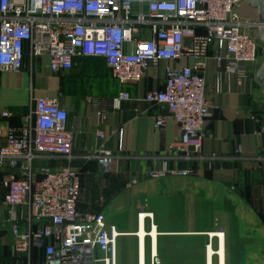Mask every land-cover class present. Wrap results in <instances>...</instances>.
Returning <instances> with one entry per match:
<instances>
[{"label": "crops", "instance_id": "0c3cea01", "mask_svg": "<svg viewBox=\"0 0 264 264\" xmlns=\"http://www.w3.org/2000/svg\"><path fill=\"white\" fill-rule=\"evenodd\" d=\"M214 52L212 47L205 70L211 116L201 157L190 159L174 148L180 139L177 122L145 96L163 88L167 66L193 65L192 58L150 64L136 83H121L100 56L76 57L75 66L65 74L52 72L45 56L32 64L27 58L19 71L0 72V114L11 113L8 118L0 116L2 130L21 127L37 97L59 98L67 110L66 125L74 133L71 158H40L36 165L55 169L70 165L79 170L78 208L103 212L107 223L117 226V264H151L152 252L160 254L162 264L170 259L172 264H264V87L256 79V67L249 64V77L224 72L217 91ZM122 93L129 98L117 106L114 99ZM160 114L165 125L157 128ZM102 148L111 156L94 157ZM165 164L192 173L148 175ZM157 179H161L158 190ZM6 191L0 172L2 264L11 263L13 245L3 204ZM174 204V211L168 208ZM169 212L176 215H160ZM134 236V250L125 251L123 246L131 244ZM103 255L98 251V256Z\"/></svg>", "mask_w": 264, "mask_h": 264}, {"label": "built area", "instance_id": "2783aa9c", "mask_svg": "<svg viewBox=\"0 0 264 264\" xmlns=\"http://www.w3.org/2000/svg\"><path fill=\"white\" fill-rule=\"evenodd\" d=\"M245 2L0 0V72L19 71L27 58L32 64L45 56L52 72L65 74L76 57L100 56L121 83H136L150 64L192 58L193 65L167 66L163 88L149 91L145 100L169 112L179 125L174 148L186 159L201 157L211 116L205 75L211 48L217 91L224 72L249 77L248 65L258 71L264 61V44L254 34L260 24L237 14ZM128 98L122 93L115 105ZM67 119L59 98L37 97L21 127L0 128V172L7 189L3 204L13 234L9 264H117V226L108 224L103 212L78 208L79 170L36 165L40 158H71L74 133ZM164 125L160 114L156 127ZM101 156H111L110 150H96L94 157ZM191 173L166 164L148 171L151 178ZM152 258L153 264H160L156 253Z\"/></svg>", "mask_w": 264, "mask_h": 264}, {"label": "water", "instance_id": "95a60500", "mask_svg": "<svg viewBox=\"0 0 264 264\" xmlns=\"http://www.w3.org/2000/svg\"><path fill=\"white\" fill-rule=\"evenodd\" d=\"M237 14L244 19L259 23L254 34L264 44V0H246L237 10ZM257 81L264 87V61L256 73Z\"/></svg>", "mask_w": 264, "mask_h": 264}, {"label": "rangeland", "instance_id": "374dc122", "mask_svg": "<svg viewBox=\"0 0 264 264\" xmlns=\"http://www.w3.org/2000/svg\"><path fill=\"white\" fill-rule=\"evenodd\" d=\"M172 177V176H171ZM170 178V177H169ZM174 178V177H173ZM171 179V178H170ZM160 180L161 179H157L156 181H157V184L155 185V187L154 188H156L157 190L158 189H160V185H161V183H160ZM170 185V187H174L175 186V184H169ZM142 207H140V208H143L144 207V202H143V199H142V205H141ZM175 204L174 205H170L168 208L169 209H171V210H175ZM139 213V212H138ZM138 213L136 212V214L138 215ZM128 216L127 217H131V212H129L128 214H127ZM162 217H163V215H165V216H169V215H173V216H175L176 214H175V212H173V213H171V212H169V213H166V214H163V213H161L160 214ZM128 218V219H129ZM128 219H127V221H128ZM156 219V218H155ZM132 238H133V241H132ZM131 238V240L130 241H132V243L130 244V243H127L125 246H123V249L125 250V251H127V252H130V251H133L134 250V248H135V240H137V237L136 236H134V237H132ZM146 249H147V254H148V238H147V245H146ZM152 254H153V252H152ZM157 254V253H156ZM157 258L159 259V262H160V264H162V261H161V258H160V254H157ZM167 264H172V263H174L171 259L170 260H168L167 262H166ZM151 264H153V258H152V256H151Z\"/></svg>", "mask_w": 264, "mask_h": 264}, {"label": "bare ground", "instance_id": "6f19581e", "mask_svg": "<svg viewBox=\"0 0 264 264\" xmlns=\"http://www.w3.org/2000/svg\"><path fill=\"white\" fill-rule=\"evenodd\" d=\"M142 223H143V217H142ZM143 227V225H142ZM144 235H145V232L143 230V228L141 229V231L139 232V236H140V240H141V252L143 253L144 252ZM210 252H211V249H210ZM155 254V252H153ZM222 250H221V254H222Z\"/></svg>", "mask_w": 264, "mask_h": 264}]
</instances>
